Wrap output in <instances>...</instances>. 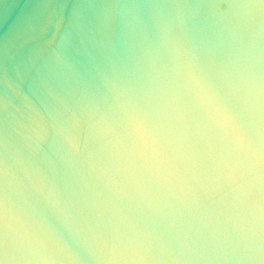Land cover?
Wrapping results in <instances>:
<instances>
[{
	"label": "water",
	"instance_id": "water-1",
	"mask_svg": "<svg viewBox=\"0 0 264 264\" xmlns=\"http://www.w3.org/2000/svg\"><path fill=\"white\" fill-rule=\"evenodd\" d=\"M178 25L226 90L241 73L264 71V0H0V200L46 212L43 184L85 233L141 219L93 130L168 71ZM50 223L75 242L66 219ZM151 226L164 264H264V231L227 193ZM13 261L11 244L0 245V264Z\"/></svg>",
	"mask_w": 264,
	"mask_h": 264
},
{
	"label": "clouds",
	"instance_id": "clouds-1",
	"mask_svg": "<svg viewBox=\"0 0 264 264\" xmlns=\"http://www.w3.org/2000/svg\"><path fill=\"white\" fill-rule=\"evenodd\" d=\"M185 15H194L191 6ZM168 46V71L93 130L143 206L141 219L85 233L42 184L46 212L20 213L0 200V245L11 244L13 264H164L151 225L191 212L208 194L227 193L264 231V71L243 72L226 90L204 73L185 27L171 30ZM49 213L70 223L74 243Z\"/></svg>",
	"mask_w": 264,
	"mask_h": 264
}]
</instances>
